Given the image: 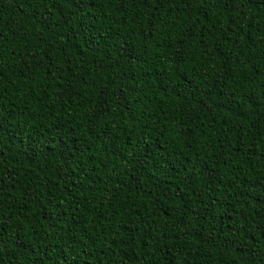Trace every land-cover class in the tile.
<instances>
[{"label":"trees","instance_id":"16d2710c","mask_svg":"<svg viewBox=\"0 0 264 264\" xmlns=\"http://www.w3.org/2000/svg\"><path fill=\"white\" fill-rule=\"evenodd\" d=\"M0 264H264V0H0Z\"/></svg>","mask_w":264,"mask_h":264},{"label":"snow or ice","instance_id":"6c2138e0","mask_svg":"<svg viewBox=\"0 0 264 264\" xmlns=\"http://www.w3.org/2000/svg\"><path fill=\"white\" fill-rule=\"evenodd\" d=\"M3 35V33L2 32H0V36H2Z\"/></svg>","mask_w":264,"mask_h":264}]
</instances>
